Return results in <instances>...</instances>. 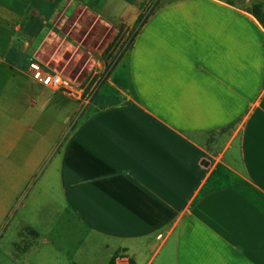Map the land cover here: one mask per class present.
<instances>
[{
	"label": "crops",
	"instance_id": "1",
	"mask_svg": "<svg viewBox=\"0 0 264 264\" xmlns=\"http://www.w3.org/2000/svg\"><path fill=\"white\" fill-rule=\"evenodd\" d=\"M151 2L0 0V264H264V27L157 0L108 69Z\"/></svg>",
	"mask_w": 264,
	"mask_h": 264
},
{
	"label": "built area",
	"instance_id": "2",
	"mask_svg": "<svg viewBox=\"0 0 264 264\" xmlns=\"http://www.w3.org/2000/svg\"><path fill=\"white\" fill-rule=\"evenodd\" d=\"M31 67L36 70L33 76L37 81L51 90L59 91L68 97L77 100L82 108L90 104L98 88L97 86L99 85L98 83H94L88 90H86L74 80L58 74H48L40 71L36 64H32ZM113 264H131V261L125 254H118L115 256Z\"/></svg>",
	"mask_w": 264,
	"mask_h": 264
},
{
	"label": "rangeland",
	"instance_id": "3",
	"mask_svg": "<svg viewBox=\"0 0 264 264\" xmlns=\"http://www.w3.org/2000/svg\"><path fill=\"white\" fill-rule=\"evenodd\" d=\"M157 0H152L151 3H149L141 12L140 15H143V19H146L147 16L154 10V3ZM234 1L238 4H240L242 7H245L248 11H251L254 6L259 7L260 9V15L264 18V0H229ZM139 15V16H140ZM137 27H133V29H129L126 24H121L119 28V32L117 36L109 42V44L106 46V49L103 53V56L107 62L108 68H112L115 66V64L119 61L121 57L128 51L133 33ZM104 43L106 41L102 42V46H104ZM96 79L93 80L92 83L95 82Z\"/></svg>",
	"mask_w": 264,
	"mask_h": 264
},
{
	"label": "trees",
	"instance_id": "4",
	"mask_svg": "<svg viewBox=\"0 0 264 264\" xmlns=\"http://www.w3.org/2000/svg\"><path fill=\"white\" fill-rule=\"evenodd\" d=\"M156 2L154 3L155 6ZM250 13L256 18V20L264 27V18L260 15V9L259 7L254 6L253 9L250 11ZM145 19H143V15H140L138 17V20L136 22L135 27H139L144 23ZM109 69V68H108Z\"/></svg>",
	"mask_w": 264,
	"mask_h": 264
}]
</instances>
